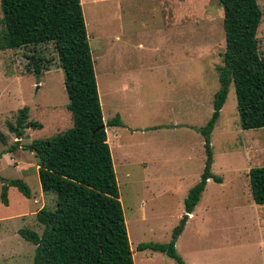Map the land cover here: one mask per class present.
<instances>
[{"label":"rangeland","instance_id":"rangeland-1","mask_svg":"<svg viewBox=\"0 0 264 264\" xmlns=\"http://www.w3.org/2000/svg\"><path fill=\"white\" fill-rule=\"evenodd\" d=\"M81 2L101 88L114 79L105 73L103 53L111 40L101 37L108 30L119 29V48H126L120 59L137 77L130 92L112 95L103 88L100 97L105 123L119 116L125 126L107 132L135 264H177L159 251L138 249L174 238L185 264H264V206L255 204L249 178L252 168L264 166V129L242 128L234 86L211 136L212 171L223 182H208L192 217L185 211V199L205 168L200 129L211 119L221 87L217 68L223 65L226 35L219 0H178L177 11L175 0H168L166 28L161 0ZM258 3L257 41L264 56V0ZM3 19L0 0V34L6 30ZM37 53L50 67L39 77L29 72L30 50L0 51V264L34 263L36 246L19 231L41 236L44 227L31 212L42 205L54 211L57 202L54 194L42 191L34 153L12 148L18 141L29 145L73 127L56 49L43 45ZM24 108L27 123L41 127L26 129L19 139L11 127L19 126ZM2 180L23 181L31 198L8 186L6 205Z\"/></svg>","mask_w":264,"mask_h":264},{"label":"trees","instance_id":"trees-1","mask_svg":"<svg viewBox=\"0 0 264 264\" xmlns=\"http://www.w3.org/2000/svg\"><path fill=\"white\" fill-rule=\"evenodd\" d=\"M224 11L226 50L223 65L217 68L220 90L213 103V114L200 129L206 152L201 180L185 200L187 215L193 214L210 180L221 184L213 173L211 136L221 117L229 90L234 86L241 126L244 130L264 129V56L259 53L257 32L262 19L258 0H219ZM4 32L0 51L28 49L30 73L41 76L50 70L37 48L53 44L64 73L68 110L73 127L45 140L22 146L34 153L44 194L56 196L54 211L37 213L43 234L22 229L19 234L36 246L33 264H135L128 234L120 188L107 128L125 127L119 116L105 123L81 0H1ZM29 110L20 112L18 127L11 129L19 139L30 127ZM252 197L264 205V166L250 170ZM5 183L3 202L8 205V186L25 197L32 194L21 180ZM159 251L185 264L176 250V239L168 244H142L138 248Z\"/></svg>","mask_w":264,"mask_h":264},{"label":"crops","instance_id":"crops-1","mask_svg":"<svg viewBox=\"0 0 264 264\" xmlns=\"http://www.w3.org/2000/svg\"><path fill=\"white\" fill-rule=\"evenodd\" d=\"M102 1L103 2H106L107 1L108 2V0H102ZM161 1L163 3L164 21H165V28H166L167 27V23H168V0H161ZM177 1L178 0H175V10L176 11H177V8L176 7L178 5V2ZM179 2L181 4L182 3V0H179ZM81 3H83V2H81ZM179 13H180V16H182V14H183L182 13V5H180V7H179ZM176 17H177V15H176ZM180 31H181V34H182V26H181V30ZM107 35L110 36L111 42L110 43L108 42V48L103 53V56L105 58V62H104V64H105V73H106L107 77L110 76V77H112L114 79H112L111 84H109V81L107 80L106 82L108 83V85H107V83H106V85H104V83H103L104 86L101 88L102 83L100 82V78H99L98 72L96 73L97 80H98V86H99L98 89H99V92H100L99 95L101 97V100H102V95H103V93H102L103 92V88L104 89L107 88L106 91L107 92H111L112 95H114V94H116V95H121L122 94L123 95V94H126V93L130 92L134 88L135 82L137 81V77L135 76L136 73L135 72H132V71H129V69H127L128 67H126V65L129 66V63L128 62H123L120 59L121 56L123 55V51H121V50H124L126 48H125V46L119 48V43L121 42V37H120V31H119V29H116V30L112 29L111 31L108 30V31L104 32L102 34L101 39H103V40H109V39H106V36ZM139 46L142 47L143 45L140 44ZM127 47H129V44H128ZM115 51H117V53H114ZM111 52H113V53L110 54ZM114 54H116V56H114ZM102 104H103V102H102ZM107 130H108V128H107ZM107 134H108V143H109L110 148H111L113 145H112V143L110 141L109 132H107ZM22 146H24V145H22ZM38 168L39 167L37 166L36 167V171H38ZM23 173H26V172H23ZM210 181H213V180H210ZM148 183H150V182H148ZM147 192L149 193V198H150V196H152V194H153V190H151V188L148 187L147 188ZM201 198H202V196H201ZM200 201H201V199H200ZM33 202H34V204L36 206H40L41 205L40 202H39V200L36 199V198H34ZM259 206H261V205H259ZM45 207H43V205H42L41 207L36 208V210H34L31 213L37 215V213L41 209H43ZM31 213H29V214H31ZM29 214H27V215H29ZM193 214H194V212H193ZM187 216L192 217V214L187 215ZM22 217H24V215H21L20 216V220L21 221H24V222H27V219H23ZM20 230H22V229H20Z\"/></svg>","mask_w":264,"mask_h":264}]
</instances>
